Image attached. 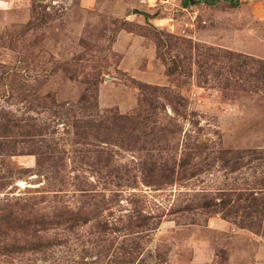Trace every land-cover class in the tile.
<instances>
[{"label":"rangeland","instance_id":"374dc122","mask_svg":"<svg viewBox=\"0 0 264 264\" xmlns=\"http://www.w3.org/2000/svg\"><path fill=\"white\" fill-rule=\"evenodd\" d=\"M210 1L0 0V264H264V0Z\"/></svg>","mask_w":264,"mask_h":264},{"label":"water","instance_id":"95a60500","mask_svg":"<svg viewBox=\"0 0 264 264\" xmlns=\"http://www.w3.org/2000/svg\"><path fill=\"white\" fill-rule=\"evenodd\" d=\"M132 14L135 15V16L143 17L145 19V21H148V19L150 18L149 14H147L145 12H141L139 10H133Z\"/></svg>","mask_w":264,"mask_h":264},{"label":"trees","instance_id":"16d2710c","mask_svg":"<svg viewBox=\"0 0 264 264\" xmlns=\"http://www.w3.org/2000/svg\"><path fill=\"white\" fill-rule=\"evenodd\" d=\"M218 1H221V0H211L210 2H206V3H210V4H214V3H216V2H218ZM230 2H232L231 0H229ZM233 3V2H232ZM233 4H235V3H233ZM186 5V4H185ZM138 88L139 89H141V91H144V89H145V87H143V86H138ZM164 177V176H163Z\"/></svg>","mask_w":264,"mask_h":264}]
</instances>
